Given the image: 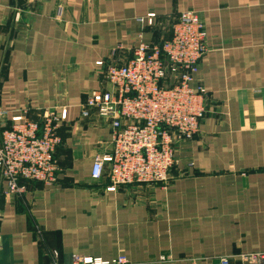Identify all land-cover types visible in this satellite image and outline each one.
I'll list each match as a JSON object with an SVG mask.
<instances>
[{"label": "crops", "instance_id": "1", "mask_svg": "<svg viewBox=\"0 0 264 264\" xmlns=\"http://www.w3.org/2000/svg\"><path fill=\"white\" fill-rule=\"evenodd\" d=\"M186 10L201 14L208 34L191 83L207 93L199 131L178 144L167 189L109 191L91 167L111 149L110 121L79 108L106 88L96 63L124 62L138 44L164 39ZM150 13L152 24L137 21ZM53 105L64 106L57 181L7 197L0 178V264H73L75 254L256 264L245 257L264 253V0H0L5 121Z\"/></svg>", "mask_w": 264, "mask_h": 264}, {"label": "built area", "instance_id": "2", "mask_svg": "<svg viewBox=\"0 0 264 264\" xmlns=\"http://www.w3.org/2000/svg\"><path fill=\"white\" fill-rule=\"evenodd\" d=\"M154 17L150 13L137 21L152 24ZM175 20L167 37L138 44L124 62L98 61L104 66L102 79L111 88L91 91L79 105L81 115L93 112L110 121L111 151L96 155L91 167L93 178H109V190L143 182L165 187L168 171L177 163L174 147L198 133L206 113V91L191 86L209 49L206 28L197 11H181ZM6 117L7 111L0 109V178L6 184L5 195L21 196L33 181L54 184L61 139L53 109L44 108L37 119L23 113L9 123ZM245 258L264 264V253ZM221 261L228 264L227 258ZM72 263L130 264L124 256L103 260L79 254L72 256ZM49 264L59 263L54 259Z\"/></svg>", "mask_w": 264, "mask_h": 264}, {"label": "rangeland", "instance_id": "3", "mask_svg": "<svg viewBox=\"0 0 264 264\" xmlns=\"http://www.w3.org/2000/svg\"><path fill=\"white\" fill-rule=\"evenodd\" d=\"M200 16H201V14L199 13V12H197ZM20 12H17L16 14H15V19L17 20L19 17H20ZM17 15V16H16ZM202 18V17H201ZM176 19V18H175ZM175 21L176 20H173V23L172 24H174L175 23ZM207 32V31H206ZM208 35V34H207ZM97 64V63H96ZM102 69H104V66L102 67ZM106 88L107 89H110L111 88V86H110V84L109 83H107V85H106ZM95 90H97V89H95ZM95 90H93V91H95ZM91 93V92H90ZM90 93H88L87 94V96H89V94ZM87 96H86V98H87ZM85 98V99H86ZM207 99V98H206ZM63 106L62 105H53V106H50V108L51 109H53V113H55V116L57 117V119H59V121H55V123H56V125L57 126H59L58 127V130H59V128H60V126L62 125V123H63V120L61 119V117H60V115L58 114V110L59 109H61ZM47 108V107H46ZM0 109H2V108H0ZM43 110V109H42ZM42 110H40V112L42 111ZM23 113H25L26 114V116L29 118V119H33V117L31 116V114H30V112H29V110L28 109H24L23 111H22V113L21 114H23ZM91 114H93V112H91V113H89V116H83L82 115V117H84V118H88V117H90L91 116ZM96 115V114H95ZM111 127V126H110ZM58 130H57V132H58ZM59 133V132H58ZM110 135H111V133H110ZM60 136V135H59ZM60 139H61V136H60ZM111 141H112V139H110V146H111ZM182 141H184V139L183 140H181V142ZM181 142H179V143H181ZM60 144H61V142H60ZM59 144V145H60ZM58 145V146H59ZM58 146H57V148H58ZM177 146H178V144L174 147V155H176V150H177ZM57 148H56V150H57ZM110 151H111V149H110ZM110 151H108V152H110ZM104 153H107V151L106 152H102V154H104ZM55 154H56V152H55ZM99 154H101V152L100 153H97L96 155H99ZM95 155V156H96ZM94 156V157H95ZM56 159V158H55ZM94 159V158H93ZM56 162H57V159H56ZM92 163H93V161H92ZM58 164V163H57ZM177 163H175V165H176ZM175 165H174V167H175ZM173 167V168H174ZM173 168H170V170L168 171V176L170 177V179H171V171H172V169ZM108 179V182H109V185L107 186V190H109L108 189V187H110V180H109V178H107ZM170 179H169V182H170ZM56 181H57V177H56ZM42 183V182H41ZM142 183V182H141ZM137 185H144V186H149V185H156V184H150L149 182H143L142 184H137ZM158 185H160V184H158ZM168 185H169V183L164 187V186H162V185H160L163 189H167V187H168ZM130 186V184H127V185H120V186H118V187H116V189H118L119 187H129ZM115 189V190H116ZM109 191H112V190H109ZM28 192V189L26 190V192L25 193H27ZM25 193H23L22 195H24ZM85 256H87V255H85Z\"/></svg>", "mask_w": 264, "mask_h": 264}]
</instances>
